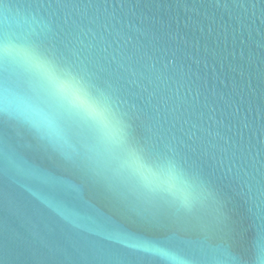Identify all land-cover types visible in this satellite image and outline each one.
<instances>
[{
	"label": "water",
	"instance_id": "95a60500",
	"mask_svg": "<svg viewBox=\"0 0 264 264\" xmlns=\"http://www.w3.org/2000/svg\"><path fill=\"white\" fill-rule=\"evenodd\" d=\"M76 2L0 0V36L34 39L54 22L72 42L69 58L95 54L101 85L117 72L111 57L130 65L134 76L120 73L123 92L188 145L176 151L189 201L148 195L114 172L122 154H108L87 125L0 60V85L54 111L64 129L50 137L0 111V264H101L89 245L103 247L106 262L150 264L89 234L106 219L148 240L158 233L144 224L160 219L181 247L191 241L187 252H170L185 264H264V0ZM136 131L153 155L167 151L140 121Z\"/></svg>",
	"mask_w": 264,
	"mask_h": 264
},
{
	"label": "snow or ice",
	"instance_id": "6c2138e0",
	"mask_svg": "<svg viewBox=\"0 0 264 264\" xmlns=\"http://www.w3.org/2000/svg\"><path fill=\"white\" fill-rule=\"evenodd\" d=\"M52 6L57 8H75L80 5L76 0H54V4H49V7ZM87 6L91 7L93 5L90 2ZM50 24L52 25L51 27L45 26L46 32L42 30L44 34L37 35L34 39L16 41L7 34H3L0 36V57L7 58L4 46L11 39L20 49L21 60L25 68V71L22 73L37 82L40 90L43 88L47 91L46 95L45 91L41 90L55 109L64 113L74 110L71 109V101L77 105L79 111L85 117L94 119L100 123L104 127L105 132L110 130L111 125L119 128L124 145H131L136 149L134 156L145 160L167 159L176 167L182 168L183 157L179 156L176 149L180 144L188 146L186 142L177 136L176 132L171 128L161 131L157 127V116L146 113L139 108L129 98V94L124 93L122 87L119 85V79L122 78L120 73H128L131 76L135 75L131 66L121 62L115 56L111 57L108 62L116 65L117 72L114 74L112 80L105 79L101 85L99 81L102 79L104 68L99 65L98 61L93 59L95 54L91 53L84 60H81L73 52L74 58H69L67 52L70 50L72 42L62 35L64 29L55 25L54 22H50ZM125 58L129 61L131 60L130 56H125ZM131 82L135 83V81ZM0 86H8L7 81ZM69 86L72 91L79 90L76 92L77 95L85 96L86 94V99L102 102L110 111H106L102 115L90 114L89 110L81 106L79 101H76L72 95H65L64 89ZM59 97H63V99H59ZM50 112L57 119L56 113L54 111ZM137 121H140L146 131L163 144V147L167 150L166 152L153 155L149 146L137 136ZM154 121L156 123H153ZM192 138V136H189V139ZM168 153H171V155ZM133 167L135 168L136 166L134 165ZM130 176L148 195L160 199L176 197L177 201L183 204H187L189 201V195L186 190L177 195V190L174 187L164 184L157 186L153 183L151 174L142 168L132 171ZM179 219L180 217H176L177 222ZM104 224L105 226L98 231L88 230L89 234L96 237L102 244L122 249L141 262L148 261L150 264H155L157 258L164 257L176 260L178 264H185L179 256H172L170 252L177 249H184L187 252L186 247H191V241H183L186 247H181L180 242L182 237L180 233L170 230L160 219H155L144 224L145 228L158 233L152 240L143 239L135 232L113 224L109 219H106ZM76 227L82 228L79 224ZM169 233H175V237L168 239ZM89 248L101 261V264H124L120 259L106 262L104 260L105 249L103 247L89 245Z\"/></svg>",
	"mask_w": 264,
	"mask_h": 264
},
{
	"label": "clouds",
	"instance_id": "9594fccd",
	"mask_svg": "<svg viewBox=\"0 0 264 264\" xmlns=\"http://www.w3.org/2000/svg\"><path fill=\"white\" fill-rule=\"evenodd\" d=\"M5 27L7 28V22L5 23ZM4 34L8 35L7 31H5ZM4 48L7 58L4 59L0 57V60H3L5 65H14L21 72L25 71L19 46L10 39ZM41 90L45 91L47 95L45 89L41 88ZM78 91V89L72 91L70 86L64 89L65 95H72L76 101H79L81 106L89 110L90 114L95 113L102 115L104 112L110 111L102 102L86 99V94L85 96L77 95L76 92ZM59 99H63V97H59ZM70 106L71 109L74 110H69L67 114L75 118L78 122L87 125V127L94 132L98 142L104 146L108 154L111 155L115 152L122 154L114 157L118 161V168L114 169V172L118 174L120 172L131 174L132 171L142 168L151 174L153 183L157 186L162 184L168 185L169 187H174L179 192L184 191L183 187H179L180 185L187 187L186 181L182 178L180 169L170 161L167 159L145 160L138 156H134L136 149L131 145H124L123 137L120 135L121 130L119 128L115 125H111L110 130L105 132L104 127H102L100 123L96 122L94 119L85 117L79 111L75 103L70 101ZM0 111L22 118L38 131L50 137L56 136L59 138L63 136L64 129L61 123L49 110L36 104L30 96L20 94L9 86H0ZM99 161L102 162L100 159ZM134 165L136 166L135 168L133 167Z\"/></svg>",
	"mask_w": 264,
	"mask_h": 264
}]
</instances>
